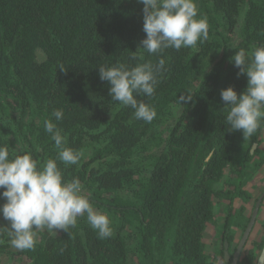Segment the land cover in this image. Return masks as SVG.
Listing matches in <instances>:
<instances>
[{"label":"trees","instance_id":"16d2710c","mask_svg":"<svg viewBox=\"0 0 264 264\" xmlns=\"http://www.w3.org/2000/svg\"><path fill=\"white\" fill-rule=\"evenodd\" d=\"M196 3L198 18L207 20L208 39L149 55L137 49L146 35L138 0H0V146L10 154L31 153L40 163L55 158L44 121L63 109V119L55 123L66 146L83 155L78 165L58 161V166L65 180L81 181L112 228L110 237L100 239L81 217L68 232L37 231L35 248L20 251L10 246L8 222L0 215V264H252L257 259L264 236L252 241L247 253L243 248L264 189L249 213L245 204L264 166V123L248 138L229 131L220 92L232 86L239 94L247 86L246 74L238 76L230 58L237 49L264 44V0ZM161 58L165 70L154 95L137 97L155 109L146 123L111 99L99 65L132 67ZM208 232L215 242L210 248L204 241Z\"/></svg>","mask_w":264,"mask_h":264},{"label":"clouds","instance_id":"9594fccd","mask_svg":"<svg viewBox=\"0 0 264 264\" xmlns=\"http://www.w3.org/2000/svg\"><path fill=\"white\" fill-rule=\"evenodd\" d=\"M143 5V38L138 48L149 55L166 49L195 47L208 39L206 18H198L196 0H138ZM136 52V51H135ZM133 52V53H135ZM132 59H137L134 55ZM239 69L237 75L246 74L247 86L241 92L232 86L221 89L220 96L227 114L224 124L229 131H242L248 138L264 123V44L250 51L237 49L230 58ZM61 70H66L63 66ZM165 70V60L151 61L129 67L124 63L99 65V77L110 85L113 101L130 107L134 117L151 123L155 109L137 97H152L158 84V74ZM44 121V131L50 135L57 150L55 158L40 163L31 153L10 154L0 146V215L8 224L10 246L23 251L34 249L37 231L60 230L68 232L86 217L98 238L112 235L107 214L95 209L79 179L65 180L58 161L65 166L78 165L82 152L66 146V138L55 121L64 117L63 109H55Z\"/></svg>","mask_w":264,"mask_h":264},{"label":"crops","instance_id":"0c3cea01","mask_svg":"<svg viewBox=\"0 0 264 264\" xmlns=\"http://www.w3.org/2000/svg\"><path fill=\"white\" fill-rule=\"evenodd\" d=\"M261 146H264V143H263V145L261 144ZM255 179L257 180V179H264V166H262L261 168H260V171H259V173H257V175L255 176ZM260 182V184H262L263 183V186L262 187H260V188H258L255 192H253L252 193V199H250L248 202H247V204H245V208L248 206V204H249V206L251 207V209H252V207L253 208H255V202H253L257 197H258V195H260L261 193H262V189H264V181H259ZM259 182H258V184H259ZM257 183V182H256ZM257 184V185H258ZM259 184V185H260ZM235 201H239V202H241V200L240 199H236ZM235 204H236V202H235ZM240 204V203H239ZM239 204H236V205H239ZM259 214H260V218H264V200H263V204L260 206V209L258 210V213H257V215L259 216ZM258 216H256V221H255V223H254V226H253V228L251 229V231H250V234H249V239L247 240V242H246V245H245V247H247V250L250 248V246H252L251 244H252V241H259V240H261L262 239V237H263V235H264V231L263 230H261V231H259L258 232V237H256V234L255 233H253V231L254 230H256V229H258L257 227H258V222H257V220H258ZM212 237H213V235H211ZM213 241H214V237H213ZM212 241V242H213ZM214 244H215V242H213ZM247 250H246V252H247Z\"/></svg>","mask_w":264,"mask_h":264},{"label":"rangeland","instance_id":"374dc122","mask_svg":"<svg viewBox=\"0 0 264 264\" xmlns=\"http://www.w3.org/2000/svg\"><path fill=\"white\" fill-rule=\"evenodd\" d=\"M263 145V144H262ZM259 181H264V179H255V183L256 184H258V182ZM259 184H260V182H259ZM256 185L254 188H252L251 190H252V193L253 192H255L258 188H260V187H262L263 186V183L262 184H260V185ZM249 187V186H248ZM258 187V188H257ZM258 200H259V198L257 199V201L255 202V205L258 203ZM264 200V199H263ZM236 202V204H239L240 202L239 201H235ZM247 204V203H246ZM253 208V207H252ZM250 211H252V209H251V207L249 206V204H248V206L246 207V212H250ZM258 216V215H257ZM259 218H258V220H257V222H258V229H256V230H254L253 231V233H255L256 234V237H258V232L259 231H261V230H263L264 231V218H260V214H259V216H258ZM206 237H204V241L207 243V246H209V248L210 247H212L213 246V237L211 236V232H208V233H206V235H205ZM238 236V235H237ZM264 236V235H263ZM262 240V239H261ZM261 240H259V241H261Z\"/></svg>","mask_w":264,"mask_h":264},{"label":"water","instance_id":"95a60500","mask_svg":"<svg viewBox=\"0 0 264 264\" xmlns=\"http://www.w3.org/2000/svg\"><path fill=\"white\" fill-rule=\"evenodd\" d=\"M255 212H256V211H255V209H254V212H253L252 217H251V221L249 222L247 228L245 229V232H244V234H243V238L241 239V242H240V244H239V246H238V249H240L242 242L245 240L246 235L248 234V232H249V230H250V226H251V224H252V222H253V218H254ZM226 245H227V244H226ZM236 256H237V253L234 255V259H236ZM225 258H228L227 253H225ZM232 264H234V262H232ZM255 264H264V245H263V247L261 248V250H260V252H259V254H258V256H257V260H256V263H255Z\"/></svg>","mask_w":264,"mask_h":264},{"label":"flooded vegetation","instance_id":"af4514ba","mask_svg":"<svg viewBox=\"0 0 264 264\" xmlns=\"http://www.w3.org/2000/svg\"><path fill=\"white\" fill-rule=\"evenodd\" d=\"M251 245H252V244H251ZM252 247H253V245L250 246V248L247 250V247L244 246V248H243V253H244V254L247 253ZM246 250H247V252H246ZM256 260H257V259H256ZM256 260H255L252 264H255V263H256Z\"/></svg>","mask_w":264,"mask_h":264}]
</instances>
